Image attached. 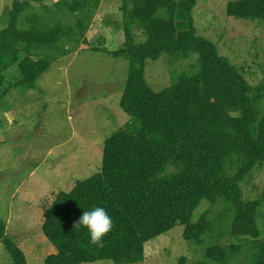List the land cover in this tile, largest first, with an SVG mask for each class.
Instances as JSON below:
<instances>
[{
	"label": "trees",
	"instance_id": "1",
	"mask_svg": "<svg viewBox=\"0 0 264 264\" xmlns=\"http://www.w3.org/2000/svg\"><path fill=\"white\" fill-rule=\"evenodd\" d=\"M24 3L15 0L10 24L0 33V96L14 85L35 88L51 66L44 58L36 60L37 52L68 38L78 42L102 0H59L55 6L76 15V24L66 27L59 22L45 31L18 28ZM196 4L122 0L125 42L112 55L130 63L120 106L134 125L106 140L98 173L77 182L70 192H60L45 210L42 231L57 250L45 264H140L145 245L177 226L184 227L187 241L200 244L215 225L209 211L196 219L194 214L204 201L213 206L221 196L232 213L230 234L252 238L254 264H264L257 221L264 191L261 199L245 201L241 188L264 164V85L252 86L215 43L197 35ZM161 9L168 11V18L158 16ZM227 14L264 21V0L231 2ZM134 29L145 34L143 42L136 41ZM164 54L175 60L197 59L189 71L171 73L170 87L155 92L146 80V64ZM170 165L177 171L160 178ZM94 206L105 208L114 222L102 247L90 242L86 228L75 227L83 211ZM7 227L0 217V243L10 264H28L24 251L7 236ZM239 251L234 245H212L197 264H228ZM178 264H188L187 258L181 257Z\"/></svg>",
	"mask_w": 264,
	"mask_h": 264
},
{
	"label": "rangeland",
	"instance_id": "2",
	"mask_svg": "<svg viewBox=\"0 0 264 264\" xmlns=\"http://www.w3.org/2000/svg\"><path fill=\"white\" fill-rule=\"evenodd\" d=\"M19 1L25 2L17 21L22 31L33 27L45 31L59 22L66 27L76 24V15L55 6L59 0ZM235 1L239 0H197L193 10L197 35L215 43L252 86L264 85V21L231 18L227 8ZM14 2L0 0V33L10 24ZM121 8L122 0H102L88 32H79L78 42L68 38L37 52L35 59L49 60L51 66L35 88L14 85L7 95L0 96V217L8 224L7 236L21 247L28 264H45L57 251L42 231L45 210L60 192H70L77 182L98 173L106 140L133 124L120 106L130 63L112 55L125 42ZM158 16L168 18L169 13L161 9ZM134 34L137 42L146 38L138 29ZM196 59L175 60L164 54L156 61L149 60L146 80L160 92L173 84L172 72L189 71ZM138 126L137 121L133 130ZM176 171L170 165L160 178ZM241 188L245 201L262 198L264 164L253 170ZM206 211L215 231L206 234L200 244L187 241L184 227L177 226L145 245V260L140 264H178L181 257H186L188 264H197L205 260L207 248L216 244L240 247L228 264H254L253 239L229 232L232 213L224 197L213 206L204 201L194 219ZM257 219L260 240L264 241V203ZM11 261L0 243V264Z\"/></svg>",
	"mask_w": 264,
	"mask_h": 264
},
{
	"label": "clouds",
	"instance_id": "3",
	"mask_svg": "<svg viewBox=\"0 0 264 264\" xmlns=\"http://www.w3.org/2000/svg\"><path fill=\"white\" fill-rule=\"evenodd\" d=\"M75 227L86 228L90 235V242L97 247H102L105 237L114 228V222L105 208L94 206L91 210L83 211Z\"/></svg>",
	"mask_w": 264,
	"mask_h": 264
}]
</instances>
